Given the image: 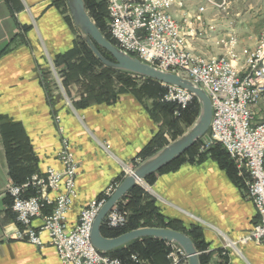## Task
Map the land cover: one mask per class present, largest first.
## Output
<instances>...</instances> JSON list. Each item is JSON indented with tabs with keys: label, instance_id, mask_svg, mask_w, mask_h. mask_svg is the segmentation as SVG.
I'll use <instances>...</instances> for the list:
<instances>
[{
	"label": "crops",
	"instance_id": "crops-1",
	"mask_svg": "<svg viewBox=\"0 0 264 264\" xmlns=\"http://www.w3.org/2000/svg\"><path fill=\"white\" fill-rule=\"evenodd\" d=\"M212 12L208 8L202 19L209 20ZM215 20L225 29L226 22L223 24L218 14ZM76 37L56 0H0V264H62L52 246L37 248L17 238L20 225L5 190L11 182V165L19 178L29 172L42 175L48 168H62L57 158L61 140L58 125L69 138L78 162L77 196L66 217L69 226L77 222L84 206L124 178L128 167L143 160L144 149L161 129L154 102H144L133 93L121 92L115 102H89L77 108L71 102L79 99L77 87L70 85L67 97L58 84L51 88L52 99H48L41 72L55 56L69 50ZM252 43L240 40L239 47H252ZM197 45L207 48L208 53H219L209 40L191 42L201 53ZM52 76L57 81L54 72ZM257 110L264 111V96ZM3 123L14 124L8 127L18 131L11 137L10 161L1 131ZM150 190L163 216L186 226L201 225L209 249H225L221 257L211 255L212 263L264 264L262 244H240L235 250L225 246L251 228L257 212L214 161L186 162L160 173ZM50 211L51 207L45 206L32 226L41 225ZM43 239L47 241V236Z\"/></svg>",
	"mask_w": 264,
	"mask_h": 264
},
{
	"label": "built area",
	"instance_id": "built-area-1",
	"mask_svg": "<svg viewBox=\"0 0 264 264\" xmlns=\"http://www.w3.org/2000/svg\"><path fill=\"white\" fill-rule=\"evenodd\" d=\"M186 1L105 0L108 32L123 52L161 71L192 80L208 95L212 113L201 149L222 145L237 168L246 174L245 184L260 221L245 239L264 246V158H258L264 138V111H255L264 96V37L254 46L241 49L236 33L225 32L214 18L202 19L208 6L221 10L226 0H202L204 3L193 9L184 5ZM189 28H196V35H189ZM197 39L209 40L219 53L196 52L191 42ZM163 85L166 91L161 100L176 103L175 115L195 98L184 88ZM55 121H59L58 116ZM58 131L61 140L57 158L62 168H48L22 184L9 182L5 187L20 225L17 238L37 248L52 246L62 264H124L97 250L90 240L94 218L118 184H110L102 197L84 206L73 226L67 224V213L77 196L78 162L62 126L58 125ZM132 170L128 167L126 174ZM28 190L34 194L27 196ZM45 206H50L51 211L41 225L33 227V220L41 216ZM105 222L111 227L124 225L117 205L108 212ZM169 245L168 264H188L183 249L175 243Z\"/></svg>",
	"mask_w": 264,
	"mask_h": 264
},
{
	"label": "trees",
	"instance_id": "trees-1",
	"mask_svg": "<svg viewBox=\"0 0 264 264\" xmlns=\"http://www.w3.org/2000/svg\"><path fill=\"white\" fill-rule=\"evenodd\" d=\"M84 2L86 10L94 20L98 29L110 42L116 45V42L111 38L108 32V10L105 0H84ZM56 3L58 5H64L68 10L66 7V0H56ZM67 19L77 33V29L69 15H67ZM97 47L106 58L114 60L109 52L98 45ZM52 62L58 76L61 78L64 89L70 94L69 86L75 85L77 87L79 99L72 101L73 105L77 108L83 107L89 102H115L119 94L125 92L127 89H135L136 92L134 94L139 98L142 94L143 96L153 99L154 109L160 112L161 129L144 149L142 154L143 160L168 144L169 141L164 138V131H168L171 135V140H174L183 132L182 125L186 127L191 125L199 112V104L194 98L186 108L180 110L179 115H175L174 112L177 109L176 103L161 100L166 91V87L162 83L124 70L104 66L96 58L80 35H77L73 42V46L69 50L55 56ZM136 77L142 79L139 88H137ZM41 82L45 88L48 99L51 100V88L56 86V82L52 78V73L48 68L43 69L41 73ZM157 98L160 99V102H157ZM8 126H14V124L3 123L1 131L10 161V146L13 141L11 137H15V132L17 130L15 128L11 129ZM196 144L197 142L192 144L183 154L176 157L156 172L148 175L145 181L151 185L155 181L157 174L177 169L184 160L185 155L194 156ZM209 152H211L212 157L217 160L219 166L226 171L233 182L238 184L242 183L241 178L236 174L233 161L229 159L222 145L217 144L210 147ZM136 165V163L133 164V166ZM14 171L11 165L9 173L13 184H22L31 175L37 173L29 172L19 178ZM122 179L123 177L119 182H114L113 184L120 183ZM33 194L34 191L32 190L26 192L27 196ZM100 197H102V194L98 198ZM116 205L120 209L129 212L128 221L126 224L119 227H111L108 226L106 222H103L100 227L103 236L115 237L140 227L173 229L185 233L192 240L197 249L200 264H211L210 256L205 252L208 244L204 241L201 227L195 224L186 226L178 219H170L163 216L157 206L156 199L148 194L140 185H133ZM169 250L170 245L166 241L154 237H143L134 239L105 253L110 257L120 259L124 264H168L169 260L167 254ZM134 256L136 259L133 258Z\"/></svg>",
	"mask_w": 264,
	"mask_h": 264
},
{
	"label": "water",
	"instance_id": "water-1",
	"mask_svg": "<svg viewBox=\"0 0 264 264\" xmlns=\"http://www.w3.org/2000/svg\"><path fill=\"white\" fill-rule=\"evenodd\" d=\"M66 4L75 28L96 58L104 66L124 70L163 84L184 88L193 93L199 104V114L194 123L177 139L138 163L132 172L122 179L112 194L102 204L94 218L91 228L90 240L92 245L99 251L108 252L137 238L154 237L180 246L188 257V264H200L195 245L183 232L169 228L140 227L115 237H105L102 235L100 227L105 222L108 212L133 185L141 184L148 175L156 172L183 154L207 132L212 113L211 101L208 95L192 80L176 73L161 71L120 50L98 29L86 10L84 0H66ZM97 45L109 52L114 60L106 58L100 52Z\"/></svg>",
	"mask_w": 264,
	"mask_h": 264
},
{
	"label": "rangeland",
	"instance_id": "rangeland-1",
	"mask_svg": "<svg viewBox=\"0 0 264 264\" xmlns=\"http://www.w3.org/2000/svg\"><path fill=\"white\" fill-rule=\"evenodd\" d=\"M201 3H204V1H202V0H187L184 5L187 6V7L196 8L197 5H199ZM226 3L227 4H226L225 8L221 9V10H217L215 8H212V7L208 6L207 9L211 8V9L214 10V12H212V14H211V17H209V18L216 19V15L218 14L221 17V21L223 22V24H224V22H226L227 26L225 25L226 27H225V29H223L225 32H228V31L232 30L238 36L239 42H240V40H241V42H245L246 44H248L250 42H253L252 44L254 46V44L256 43V41L258 39L264 37V0H226ZM58 6L61 8V10L65 14L70 16L69 11L64 7V5H62V4L60 5L59 4ZM107 27H108V21H107ZM195 30H196V28H195ZM77 35H80L78 30H77ZM243 48H247V47H241V49H243ZM196 49H199V51L201 53H204V54H208V55L214 54L212 52L208 53L207 48H205L202 45H197ZM47 68L51 71V73L54 72L55 78L57 80V81H55V79H54V81L56 82V86L59 84L61 86V88L63 89V91L65 92V94L67 95V97H69L70 94H69V92H67L64 89V87H63V85L61 83V78L58 76V74H57V72H56V70L54 68L53 63H51ZM52 78H53V76H52ZM136 79H137V88H139L140 84L142 82V79H140L138 77H136ZM125 92H129V93H133L134 94L136 91H135V89H127ZM140 96H141L140 98L143 99L144 102H153V99H151V98H149L147 96H143L142 94ZM67 102H70V100L67 99ZM157 102H160L159 98H157ZM255 111H256V109H255ZM257 111H258L257 113L261 112V110L260 111L257 110ZM159 114H160V112L157 111V115H159ZM198 114H199V112H198ZM198 114H197V116H198ZM197 116H196V118H197ZM196 118H195V120H196ZM194 121H193V123H194ZM191 125H189L187 127L182 125L183 132L179 136H181ZM207 132H208V130H207ZM207 132L196 141L197 142V144H196V152H195L194 156L191 157L189 155H185L184 156V160L182 161L181 164L186 163V162L191 163V164L201 163V162H203V161L208 159V160L214 161L217 164V166L219 167V169L225 171L223 168H221L219 166L217 160L212 157L211 152H209L210 147L215 146L217 144H214V145H212V146H210L208 148L201 149V147L204 144ZM164 134L166 136V140L169 141L168 143L173 141V140H171V135L168 133V131H166V132L164 131ZM177 138H175V139H177ZM228 157H229V155H228ZM229 159H231V158L229 157ZM233 163H234V166H235V170H236L237 176H239L241 178V180H242L241 184H238L236 182H233V183L238 185L242 189V191L244 192L245 196L252 202V200L250 198V195L248 193L247 186L245 184L247 176H246V174L244 172H242L241 170H239L237 168V166H236L234 161H233ZM134 167L135 166H133V168ZM139 185L148 194L153 196L151 194L150 184H148L145 180L143 182H141V184H139ZM254 207H255V205H254ZM118 209L120 210V212L124 216V221H125L124 224H126L127 221H128L129 212H127L124 209H120L119 207H118ZM256 212H257V210H256ZM259 221H260V217H259V214L257 212V221L252 224L251 228L245 234H243L241 237H239L238 240L231 241V242H226L225 246H228V247L233 248L235 250L238 247L237 245L246 244V243H255L253 241H249V240L247 241L245 238L247 237L249 232L252 230V228L256 224L259 223ZM191 224H195V225L200 226L202 231H203V228H202L201 225H199L197 223H191ZM203 238H204V234H203ZM204 241H205V239H204ZM256 244H259V243H256ZM224 250L223 249H218L215 252L214 250H210L209 246H208L207 249L205 250V252L209 254L211 264H215V263H212L213 261H211V255H215L216 257H221Z\"/></svg>",
	"mask_w": 264,
	"mask_h": 264
},
{
	"label": "bare ground",
	"instance_id": "bare-ground-1",
	"mask_svg": "<svg viewBox=\"0 0 264 264\" xmlns=\"http://www.w3.org/2000/svg\"><path fill=\"white\" fill-rule=\"evenodd\" d=\"M189 35H196L195 28H189ZM258 158H264V138H261V148H258Z\"/></svg>",
	"mask_w": 264,
	"mask_h": 264
}]
</instances>
